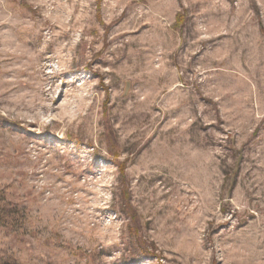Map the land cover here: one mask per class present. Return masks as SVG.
Instances as JSON below:
<instances>
[{
    "label": "rangeland",
    "instance_id": "1",
    "mask_svg": "<svg viewBox=\"0 0 264 264\" xmlns=\"http://www.w3.org/2000/svg\"><path fill=\"white\" fill-rule=\"evenodd\" d=\"M0 264H264V0H0Z\"/></svg>",
    "mask_w": 264,
    "mask_h": 264
},
{
    "label": "trees",
    "instance_id": "2",
    "mask_svg": "<svg viewBox=\"0 0 264 264\" xmlns=\"http://www.w3.org/2000/svg\"><path fill=\"white\" fill-rule=\"evenodd\" d=\"M181 15H179L178 17H177V20H178V22H181Z\"/></svg>",
    "mask_w": 264,
    "mask_h": 264
}]
</instances>
